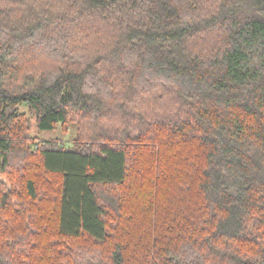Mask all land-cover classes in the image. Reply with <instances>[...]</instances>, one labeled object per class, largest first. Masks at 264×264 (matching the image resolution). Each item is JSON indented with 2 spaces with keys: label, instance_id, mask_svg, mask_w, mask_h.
Segmentation results:
<instances>
[{
  "label": "trees",
  "instance_id": "1",
  "mask_svg": "<svg viewBox=\"0 0 264 264\" xmlns=\"http://www.w3.org/2000/svg\"><path fill=\"white\" fill-rule=\"evenodd\" d=\"M0 264H264V0H0Z\"/></svg>",
  "mask_w": 264,
  "mask_h": 264
},
{
  "label": "rangeland",
  "instance_id": "2",
  "mask_svg": "<svg viewBox=\"0 0 264 264\" xmlns=\"http://www.w3.org/2000/svg\"><path fill=\"white\" fill-rule=\"evenodd\" d=\"M20 110L25 112L30 120V130L29 134L32 136H37L41 140H58L64 148H70L72 146V140L75 138V131L73 128H68V130L64 133L61 128H58L54 131H42L38 132L36 130V122H35V114L34 112L28 111L26 106H21ZM5 184V183H4ZM6 190H9V186L5 184Z\"/></svg>",
  "mask_w": 264,
  "mask_h": 264
}]
</instances>
